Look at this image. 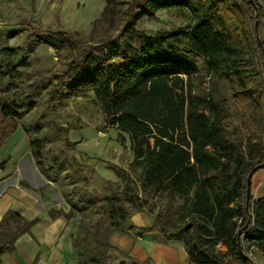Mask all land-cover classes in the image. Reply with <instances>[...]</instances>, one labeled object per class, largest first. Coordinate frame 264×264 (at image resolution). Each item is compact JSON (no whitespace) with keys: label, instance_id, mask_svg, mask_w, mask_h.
<instances>
[{"label":"trees","instance_id":"trees-1","mask_svg":"<svg viewBox=\"0 0 264 264\" xmlns=\"http://www.w3.org/2000/svg\"><path fill=\"white\" fill-rule=\"evenodd\" d=\"M109 1L93 30L108 21ZM144 1L140 8L148 14L169 8L192 14L189 50L203 59L208 76L227 83L241 133L224 124L210 94L192 93L197 65L174 46L166 47V37L148 40L138 54L127 55L117 50V38L108 32L93 41L77 32L33 31L29 48L48 45L58 58L39 84L70 97L92 92L106 122L132 139L141 191L162 204L151 206L150 212L156 211L151 227L136 228L127 224L129 216L144 208L132 187H118L102 198V215L77 222L75 264H151L113 247V232L180 240L187 264H251L246 254L252 248L264 252V197L254 200L250 190L246 203L247 176L264 163V10L258 4L264 0ZM135 19L128 13L121 33ZM0 50L11 56V50ZM5 75L0 71V149L18 129L23 111L35 103V95L26 102L8 96L1 81ZM29 146L39 170L50 179L38 142L31 139ZM7 161L0 160V170ZM68 204L67 213L51 209L49 216L69 220L82 210L70 200ZM36 222L8 210L0 220V256L12 252L15 241ZM218 246L226 250L216 251Z\"/></svg>","mask_w":264,"mask_h":264},{"label":"rangeland","instance_id":"rangeland-1","mask_svg":"<svg viewBox=\"0 0 264 264\" xmlns=\"http://www.w3.org/2000/svg\"><path fill=\"white\" fill-rule=\"evenodd\" d=\"M107 1L0 0V49L11 50L9 58L0 50V71L6 72L2 85L8 87L7 95L18 102L32 100L35 95L33 109L23 111L19 124L26 130L31 152L29 140L39 144L40 161L52 183L46 190L53 192L52 201L61 198L69 206L70 200L82 208L75 211L76 222L102 215L100 200L125 185L135 190L145 211L162 204L141 191V168L134 165L132 139L106 122L101 104L92 92L70 97L65 92L56 94L52 86L39 84L56 67L58 58L48 45L29 48L33 31L77 32L91 36L93 41L108 32L117 38V50L127 55L138 54L148 40L166 37V47L174 46L197 65L198 72L191 81L192 93L210 94L225 116L224 124L241 133L240 115L227 83L208 76L203 59L189 50L187 32L192 14L188 10L169 8L148 14L140 8L144 0H110L108 21L93 30V23L101 17ZM128 13L136 19L131 29L121 33ZM255 178L252 198H260L264 196V168L257 171ZM220 249L218 246L215 250ZM252 263L255 264L254 256Z\"/></svg>","mask_w":264,"mask_h":264},{"label":"crops","instance_id":"crops-1","mask_svg":"<svg viewBox=\"0 0 264 264\" xmlns=\"http://www.w3.org/2000/svg\"><path fill=\"white\" fill-rule=\"evenodd\" d=\"M6 143L5 148L3 146L0 149V160L8 157L5 168L0 170V220L8 210H12L27 220L37 219V222L29 233L23 234L15 241L12 252L0 256V264H75L73 235L77 226L76 219L49 216L51 209L67 213L69 206H66L61 198L56 202L52 201L50 196L53 192L46 191L52 183L39 170L27 146L26 130L19 124ZM256 173L251 178V195L257 180ZM258 198L253 196L254 200ZM155 215L156 211L133 212L127 224L136 228H149ZM109 242L140 262L187 264L185 247L180 240L113 232ZM220 247L221 251L226 250L225 247ZM251 253L255 264H264V252L254 247Z\"/></svg>","mask_w":264,"mask_h":264},{"label":"water","instance_id":"water-1","mask_svg":"<svg viewBox=\"0 0 264 264\" xmlns=\"http://www.w3.org/2000/svg\"><path fill=\"white\" fill-rule=\"evenodd\" d=\"M250 1V0H248ZM256 25V23H255ZM264 168V163L257 165L253 170L248 174L247 179H246V203L248 202L249 196H250V190H251V178L252 174L255 170H259Z\"/></svg>","mask_w":264,"mask_h":264},{"label":"built area","instance_id":"built-area-1","mask_svg":"<svg viewBox=\"0 0 264 264\" xmlns=\"http://www.w3.org/2000/svg\"><path fill=\"white\" fill-rule=\"evenodd\" d=\"M258 4H259V6L261 7V9L262 10H264V4H262L260 1H258ZM246 256L251 260V264H253L252 263V253L251 252H248L247 254H246Z\"/></svg>","mask_w":264,"mask_h":264}]
</instances>
